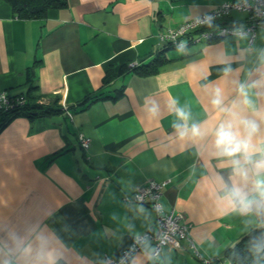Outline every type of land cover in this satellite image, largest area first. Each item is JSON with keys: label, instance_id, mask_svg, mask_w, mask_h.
Masks as SVG:
<instances>
[{"label": "crops", "instance_id": "crops-1", "mask_svg": "<svg viewBox=\"0 0 264 264\" xmlns=\"http://www.w3.org/2000/svg\"><path fill=\"white\" fill-rule=\"evenodd\" d=\"M239 1L68 0L44 20L26 21L0 0V92L28 94L53 112L14 116L0 127V264H48L36 259L41 236L55 264L117 258L154 226L150 207L124 202L149 181L168 182L162 208L183 216L202 259L230 264L225 251L264 227L253 166L215 145L220 125L231 122L243 136L241 121L249 119L259 125L252 144L264 146V31L252 44L226 38L175 49L160 41ZM244 20L232 14L223 23ZM158 55L165 62L153 75L133 71ZM217 90L220 106L213 103ZM96 93L101 98L85 105ZM194 125L200 135L192 134ZM79 136L90 140L87 150ZM235 189L257 201L250 211L229 203ZM152 251L145 243L127 264H201L185 241L158 258Z\"/></svg>", "mask_w": 264, "mask_h": 264}, {"label": "built area", "instance_id": "built-area-1", "mask_svg": "<svg viewBox=\"0 0 264 264\" xmlns=\"http://www.w3.org/2000/svg\"><path fill=\"white\" fill-rule=\"evenodd\" d=\"M232 14L245 15L243 24L223 23ZM258 31H264V0H242L223 3L205 15L168 30L160 36V41L175 49H181L192 43L206 44L226 38H245L248 44H252ZM134 66L135 64L131 67ZM24 104L23 95L10 94L6 91L0 92V120L3 115L21 109ZM61 107L66 110L64 105ZM78 141L83 150L89 148V139L79 136ZM167 183L146 182L134 190L131 198H124V202L127 204L150 207L154 216V226L151 230L137 236L120 256L115 259L104 258L102 264H127L135 254L143 250V245L147 242L152 245V257L158 258L165 247L180 249L183 241L187 243L195 258L203 264L211 263L209 260L202 259L198 253L195 244L189 237L190 226L183 223V216L174 211L164 212L160 200Z\"/></svg>", "mask_w": 264, "mask_h": 264}, {"label": "trees", "instance_id": "trees-1", "mask_svg": "<svg viewBox=\"0 0 264 264\" xmlns=\"http://www.w3.org/2000/svg\"><path fill=\"white\" fill-rule=\"evenodd\" d=\"M9 5L15 17L20 20H44L47 12L51 10H59L64 8L68 0H2ZM165 62L161 56H156L146 65L135 64L133 71L143 77L153 75L158 67ZM106 76L103 84H107ZM23 95L25 104L21 109L3 115L0 120V127H2L7 119L14 116L24 115L31 117L33 115L50 114L43 108L42 104H36L28 94ZM101 98L100 94L96 93L84 101L85 105L91 104ZM224 260L230 264H264V227L252 229L244 235L234 246L228 248L223 256ZM212 261L210 264H215ZM201 264H203L201 262Z\"/></svg>", "mask_w": 264, "mask_h": 264}, {"label": "clouds", "instance_id": "clouds-1", "mask_svg": "<svg viewBox=\"0 0 264 264\" xmlns=\"http://www.w3.org/2000/svg\"><path fill=\"white\" fill-rule=\"evenodd\" d=\"M240 93L242 96H244V103L247 104L249 107L254 108L253 102L248 99V92L244 85H241ZM213 103L217 106H220L222 103L219 90H217V98L213 101ZM177 115L180 118H186L185 114L182 111L178 112ZM241 123L244 127L243 136H241L238 132L234 131V126L231 122L220 125L215 133V145L221 155L227 157H235L238 154H241L244 159V164L253 166L257 175V179L254 182L255 191L259 194V202L257 206L258 208L264 207V179L260 178V174L264 173V146L257 148L252 144V138L259 131V125L255 120L249 119L242 120ZM177 127L180 126L177 125ZM191 131L193 135H200V130L195 125L192 127ZM180 135L183 137L185 133L181 132ZM254 153H259V159H253ZM233 164L236 166L235 170L237 171V173L241 175L244 179H247L248 171L243 165H241L240 161L233 160ZM228 200L229 203L233 206H235L236 202H238L241 211L245 212L250 211L252 205L254 203H257V201L255 200L247 199V197L241 192L240 189H235L229 195ZM39 240L40 244L36 251V259L42 262L47 261L48 264H55L51 254L45 251V246L47 244L46 239L41 236L39 237ZM25 251L28 250L26 249Z\"/></svg>", "mask_w": 264, "mask_h": 264}]
</instances>
